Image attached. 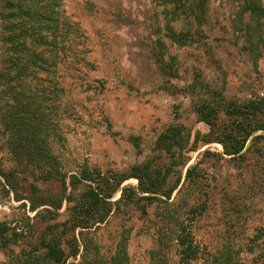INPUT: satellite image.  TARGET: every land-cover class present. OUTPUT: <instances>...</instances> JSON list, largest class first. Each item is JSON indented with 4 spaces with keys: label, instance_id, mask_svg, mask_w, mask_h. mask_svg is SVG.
Here are the masks:
<instances>
[{
    "label": "rangeland",
    "instance_id": "obj_1",
    "mask_svg": "<svg viewBox=\"0 0 264 264\" xmlns=\"http://www.w3.org/2000/svg\"><path fill=\"white\" fill-rule=\"evenodd\" d=\"M260 2L264 8V0ZM62 7L83 35L76 70L58 65L53 74L62 89L48 144L62 173L79 175L83 169L126 173L146 160L167 165L168 156L154 149L167 126H186L192 131L191 141L196 131H208L206 124L197 121L194 101L185 91L198 74L226 99L264 95V42L254 63L243 49L250 17L240 13L238 0H207V21L199 30L192 27L200 35L185 46L166 37L170 8L163 0H63ZM261 23L264 33V16ZM174 24L177 30L183 28L181 21ZM7 55L0 27V72L6 71ZM159 64L171 67L176 76H167ZM25 79L37 83L34 77ZM0 97H4L1 87ZM133 137L138 148L131 142ZM6 138L0 127V170L14 174L12 188L0 176V226L6 227L11 241L0 247V264H15L13 260L40 247L46 224L44 206L30 209L31 187L53 195L59 189L44 180L43 166L19 165ZM244 151L238 162L223 155L219 143L198 142L194 151L186 153L185 163L175 167L173 177L179 182L167 203H154L144 216L121 204L106 223L98 224L100 254L111 256L125 238L130 264H174V236L185 227L200 251L191 264H210L225 247L233 251L235 264H264V156L249 141ZM192 166L194 171L187 176ZM136 186L134 178L121 185ZM119 197L120 189L111 200ZM193 208L201 213L195 218L190 214ZM79 260L78 255L67 263ZM90 262L91 256L84 264Z\"/></svg>",
    "mask_w": 264,
    "mask_h": 264
},
{
    "label": "trees",
    "instance_id": "obj_2",
    "mask_svg": "<svg viewBox=\"0 0 264 264\" xmlns=\"http://www.w3.org/2000/svg\"><path fill=\"white\" fill-rule=\"evenodd\" d=\"M190 1L163 0L164 5L170 8V19L165 25L166 37L180 46L190 45L194 36L200 35L198 30L201 25L207 21V0ZM238 2L240 13H248L250 17L245 27L247 44L243 49L253 56L256 63L261 54L260 45L264 42L261 23L264 8L260 0ZM62 3L63 0H0L1 35L8 52L4 62L6 71L0 72V87L4 95L2 99L0 97V127L17 163L24 167L31 164L43 166L41 174L44 180L59 189V193L53 195L31 187V196L27 198L30 209L35 211L44 206L42 218L46 224L39 241L40 247L22 254L13 262L84 264L86 258L91 256L89 264H130L125 251V238L111 256L100 254L95 234L98 224L106 223L114 208L118 209L121 204L137 209L144 216L154 203H167L179 182V178L173 177L175 167L185 163L183 159H187L186 153L194 151L198 142H217L222 147L223 155L241 162L249 149L244 151L249 141L252 149L264 156V95L242 101L226 99L217 89L204 84L198 74L185 91L194 101L197 121L206 124L208 131L203 134L196 131L191 141L192 131L186 126H167L154 142V149L168 156L167 165L146 160L131 166L126 173L103 174L87 169H83L79 175L62 173L48 144L52 120L59 107L56 101L58 91L62 89L53 80V74L58 65L71 72L76 70L83 37L79 25L65 13ZM179 21L183 28L177 30L174 23ZM192 27L198 30L193 29L192 32ZM158 66L169 73L167 76H176V73H170L171 67ZM39 73H43L45 78L38 79ZM26 77H34L37 83L27 81ZM40 83L41 87H38ZM131 142L138 148L137 138H131ZM205 154L221 157L208 151ZM193 171L194 166L187 170V176ZM0 176L12 188L10 178L14 176L13 172L0 170ZM129 178L136 179L137 186L121 187ZM119 189L120 197L112 201ZM63 205L65 208L61 213ZM203 208L204 205H201L200 212ZM190 211L194 218L201 214L194 208ZM6 231L5 226H0L1 248H6L11 242ZM174 238L177 249L174 264H191L198 258L200 251L189 230L181 227ZM78 255L79 261L67 263L69 258ZM233 255V251L225 247L210 264H235Z\"/></svg>",
    "mask_w": 264,
    "mask_h": 264
}]
</instances>
